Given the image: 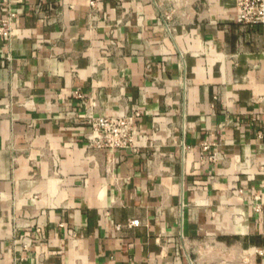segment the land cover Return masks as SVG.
Listing matches in <instances>:
<instances>
[{
    "label": "crops",
    "instance_id": "obj_1",
    "mask_svg": "<svg viewBox=\"0 0 264 264\" xmlns=\"http://www.w3.org/2000/svg\"><path fill=\"white\" fill-rule=\"evenodd\" d=\"M97 2L0 0V264H264V25ZM132 111L136 150L90 147Z\"/></svg>",
    "mask_w": 264,
    "mask_h": 264
},
{
    "label": "built area",
    "instance_id": "obj_2",
    "mask_svg": "<svg viewBox=\"0 0 264 264\" xmlns=\"http://www.w3.org/2000/svg\"><path fill=\"white\" fill-rule=\"evenodd\" d=\"M9 1V0H5ZM91 13L94 14L98 7L97 0H88ZM9 6V14L0 21V36L11 38L14 34V20L18 14ZM237 20L245 25H264V0H236ZM139 111L122 114L105 115L88 112L85 115V123L91 131L88 139L91 148L98 150L137 149V136L140 130ZM204 148L209 144L204 143ZM264 173V165L262 166ZM139 224L138 220L131 222Z\"/></svg>",
    "mask_w": 264,
    "mask_h": 264
}]
</instances>
